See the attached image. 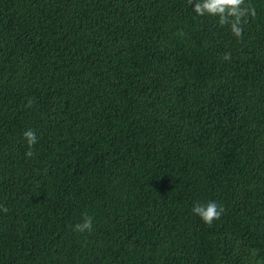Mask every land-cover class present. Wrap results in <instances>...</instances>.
I'll return each mask as SVG.
<instances>
[{
    "label": "trees",
    "instance_id": "trees-1",
    "mask_svg": "<svg viewBox=\"0 0 264 264\" xmlns=\"http://www.w3.org/2000/svg\"><path fill=\"white\" fill-rule=\"evenodd\" d=\"M194 3L0 0V264H264V0Z\"/></svg>",
    "mask_w": 264,
    "mask_h": 264
},
{
    "label": "clouds",
    "instance_id": "clouds-1",
    "mask_svg": "<svg viewBox=\"0 0 264 264\" xmlns=\"http://www.w3.org/2000/svg\"><path fill=\"white\" fill-rule=\"evenodd\" d=\"M193 0H189L192 4ZM193 11L198 16H212L218 18L220 26H228L232 34L241 39L243 36V24L247 22L248 17L256 16L254 6L246 3V0H195ZM224 60L231 59V53H225ZM32 99L28 100L26 107H31ZM29 149L37 143V136L34 130L28 129L24 133ZM28 157L33 155L32 151L26 152ZM0 210L7 212L8 209L0 205ZM224 208L216 201H208L207 203H196L192 208V212L198 215L205 223L211 224L215 219H219ZM93 228V218L85 214L83 221L74 225V230L78 232L91 231Z\"/></svg>",
    "mask_w": 264,
    "mask_h": 264
}]
</instances>
